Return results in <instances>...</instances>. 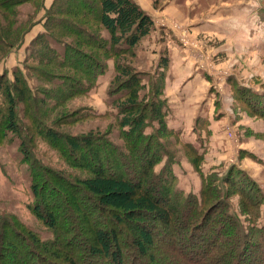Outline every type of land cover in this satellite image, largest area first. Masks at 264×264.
Listing matches in <instances>:
<instances>
[{"label":"trees","instance_id":"16d2710c","mask_svg":"<svg viewBox=\"0 0 264 264\" xmlns=\"http://www.w3.org/2000/svg\"><path fill=\"white\" fill-rule=\"evenodd\" d=\"M25 3L33 5V12L26 14L20 8ZM38 13H43L40 19ZM45 19L46 31L32 39L26 48L28 54L23 60L25 68H14L13 81L0 77V95L7 105L1 113V125L6 133L11 132L19 139L22 160L35 163L36 169H41L39 160L34 161L21 139V122L17 124L16 107L19 106L20 110L21 105L25 104L27 109L33 110L31 120L34 126L36 115L40 110L44 111L45 105L50 107L47 109L56 111L63 101L84 96L96 86L100 76L108 71L106 61L109 58H114V72L109 78L119 83L116 89L109 92V97L118 106L123 137L132 142L145 140L143 128L146 110L138 100L139 90L143 88L141 81L146 75L135 72L129 65L118 63V60L123 54L134 52L142 39L150 37L155 29L152 17L134 0H54L49 7L45 6V0H0V54H4L0 61L6 59L17 46H22L26 34ZM89 24L95 30L87 27ZM103 32L106 34L103 35ZM64 37L70 38V42ZM161 65L166 67L168 60ZM33 76L39 78L43 85L33 87L28 80ZM163 83L164 78H160V87ZM146 102L148 100L144 104ZM150 107L153 108L151 111L166 118V104L156 99L152 100ZM68 109L55 112L54 117L59 115L55 121H68L74 116L87 118L104 115L86 106ZM44 117L47 118L46 114ZM38 127L34 128V132L38 134L41 130L45 138L54 142L52 144L58 145L64 141L58 145L64 147L63 153L71 152L70 155L74 156L73 152L83 149L80 161L73 157L67 160L70 165L87 171L85 177L73 178L68 185L70 180L65 178L66 172L48 170L47 173L57 184L58 192L69 194L72 204L79 211H83L80 203L84 198L91 203L92 208L89 209L94 210V216L99 219L92 221L88 214L81 217L87 224L85 241L80 247V250L84 249L87 259H82L79 249L67 247L71 239H77L80 233L74 225L60 228L64 225L60 221L61 216L58 217L53 204L45 202L49 195L39 184L42 181L39 170L35 177L34 169H30L33 178L40 179L37 185L31 186L33 199H38L32 206V212L51 234L42 241L37 232L19 229L9 220L11 217L7 213H0V264H12L15 257L25 259L18 264H33L35 259L40 264H98L100 260L105 264H144L143 256L158 242L153 232L157 227L173 237L167 247L171 261L165 264H244L249 257L258 258L261 254L264 257V222L259 223L264 213L261 216V212H253L249 221L253 225L245 229L239 216L230 211L226 199L230 190L226 188L225 181L235 186L234 192L243 193L242 199L260 195L243 170L237 172V177L223 174L222 180L212 174L208 180L204 179L199 193L186 192L178 186L173 157L167 160L162 171L154 172L155 166L162 161L161 156L164 157V151L159 146L145 144L143 151L134 146L133 152L142 153V164L145 165L141 167L139 163L135 164L136 167L131 166L135 172L127 176L122 169H127L122 156L105 139L94 138V132L77 136L45 128L41 124ZM169 129L170 134L179 136L178 130ZM100 145L102 149H107L109 156L102 154ZM184 145L197 157L203 156L193 144ZM87 153L92 154V158H88ZM156 154L159 158L154 159ZM167 155L171 156L169 153ZM159 192H162L161 198ZM60 198L61 207L66 209L64 216L72 217L71 207L63 201L66 197ZM258 201L256 197L252 203L256 205ZM99 221H105L108 225L101 226ZM128 230H134L132 237L128 236ZM132 247L134 252L125 250ZM221 250L226 252L222 253Z\"/></svg>","mask_w":264,"mask_h":264},{"label":"rangeland","instance_id":"374dc122","mask_svg":"<svg viewBox=\"0 0 264 264\" xmlns=\"http://www.w3.org/2000/svg\"><path fill=\"white\" fill-rule=\"evenodd\" d=\"M134 1L152 17L155 29L150 37L142 39L134 52L118 58V63L129 65L135 72L146 75L141 81L143 88L139 90L138 100L139 104L146 106H143V110H146V123L143 128L145 140L132 142L123 137L122 127L119 125L121 116L118 114V106L114 105L112 97H109V92L116 89L119 84L109 78L114 72V58L106 61L108 71L100 76L103 78L102 82L99 80L84 96L63 101L56 111L47 109L50 107L45 105L44 111L40 110L37 115L35 113L37 119L34 126L31 120L33 110L27 109L25 104L21 105L20 110L19 106L16 107L17 124L21 122V139L26 143L34 161L39 160L40 170L36 169L35 163H25L22 160L19 139L11 132L6 133L1 125V113L7 105L0 95V213H7V216L11 217L9 220L19 229L37 232L42 241L45 236L51 234L32 212V206L38 199H33L31 186L37 185V180L40 179L33 178L30 169H34L35 177L39 170L42 176L39 184L46 195H49L45 202L53 204L58 211V217L61 216L60 221L64 225L60 228L74 225L80 233L78 240L73 237L67 247L79 249L82 259H87L84 249L80 250L85 241L87 224L81 217L88 214L92 221L99 218L94 216L96 212L89 209L92 208L91 203L84 198L81 199L82 204L80 203L83 211H79L72 204L69 194L67 196L65 192H58L57 184L47 172L48 170L66 172L65 178L70 180L68 185L73 182V178L85 177L88 175L87 171L70 165L67 160L68 157H73L77 162L80 161L83 149L73 152L74 156H71V152L63 153L64 147L58 145H62L64 141L54 145L53 141L43 136L41 130L38 134L34 132V128L38 129L39 124L45 128H54L61 133L77 136L94 132L93 135H96L94 138L105 139L107 144H111L113 149L119 152L122 161L127 165V169L122 168L127 176L135 172L133 165L135 167L139 163L141 167L145 165L142 164V153L133 152L134 146H138L141 151L145 144L159 146L164 151V157L161 156L162 161L155 166L154 172L162 171L167 160L173 157V170L178 179V186L186 192L199 193L204 179L208 180L212 174L222 180L223 174L229 173L230 177H237V172L243 170L254 182L256 192L260 194L256 196L259 201L254 205L256 197L242 199L243 193L234 192L235 186L225 181L224 184L230 190V194L224 197L230 204V211L239 216L245 229L253 225L249 223L253 212H261V216L264 213V0ZM50 3L51 0H45V6L49 7ZM32 6L25 3L24 7L20 8L27 14L33 12ZM39 14L37 17L40 19L43 13ZM46 22L47 19L37 23L26 34V42L22 46H17L6 59L0 61V77L13 81L14 68L16 66L25 68L23 60L28 54L26 48L32 39L46 31ZM87 27L95 30L90 24ZM104 34L106 32H103ZM59 37L61 38L60 35ZM63 39L68 42L71 40L66 37ZM3 57L4 54H0V60ZM165 58L168 60L166 67L161 65ZM29 63L32 65L31 61ZM160 78H164L161 87ZM28 80L32 82L33 87L43 85L36 76L29 77ZM156 99L166 104L165 119L163 115L160 117L151 111L153 108L150 104ZM146 100L148 102L144 104ZM45 101L47 102V99ZM80 106L89 107L92 111L104 115L87 118L74 116L68 121L65 119L60 123L55 121L59 118V115L54 117L55 112L68 111L70 110L68 107L81 108ZM45 114L47 118L44 117ZM176 124L178 129L174 127ZM168 127L175 132L178 130L179 136L170 134L167 131L170 130ZM185 143L193 144L203 156L197 157L184 145ZM101 147L100 145L99 149H102ZM102 151L104 156H109L107 149ZM87 156L92 158V154ZM153 158H159V155L156 154ZM211 190L210 185L209 191ZM60 196L66 197L63 201L71 207L72 217L64 216L66 209L61 207V202L59 203ZM159 196L162 197V192H159ZM99 222L101 226L108 225L105 221ZM261 222H264L263 216L259 219V223ZM127 232L128 236L132 237L134 230ZM153 232L158 242L148 249L142 258L143 262L165 264L168 260L171 261L167 255L169 251L167 247L173 237L158 227ZM126 249L128 253L134 252L133 247ZM263 259L261 254L258 258L249 257L243 263L264 264ZM24 260L15 257L11 263L18 264ZM100 261L97 263L105 264ZM33 264L40 263L35 259Z\"/></svg>","mask_w":264,"mask_h":264},{"label":"crops","instance_id":"0c3cea01","mask_svg":"<svg viewBox=\"0 0 264 264\" xmlns=\"http://www.w3.org/2000/svg\"><path fill=\"white\" fill-rule=\"evenodd\" d=\"M51 3H52V0H51ZM51 3H50V4H51ZM25 42H26V39H25ZM102 79H103V78L101 77V78H100V82H102V81H101ZM103 81H104V80H103ZM176 125H177V124H176ZM174 127L178 129V125H177V126H174Z\"/></svg>","mask_w":264,"mask_h":264}]
</instances>
